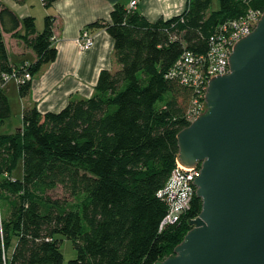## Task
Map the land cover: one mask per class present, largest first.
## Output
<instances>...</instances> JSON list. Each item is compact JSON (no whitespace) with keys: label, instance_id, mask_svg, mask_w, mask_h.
<instances>
[{"label":"trees","instance_id":"1","mask_svg":"<svg viewBox=\"0 0 264 264\" xmlns=\"http://www.w3.org/2000/svg\"><path fill=\"white\" fill-rule=\"evenodd\" d=\"M212 1L188 0L182 13L157 21L117 3L111 22L90 26L106 27L119 68L102 70L92 96L73 98L58 112L29 105L18 131L0 132V264H64L58 234L78 250L67 264H155L174 252L202 200L195 195L181 219L161 229L168 203L158 193L176 166L177 135L190 124L192 98L189 87L166 75L184 51L207 54L222 24L264 10V0H219L216 10ZM54 21L47 15L38 31L34 16L0 10V124L12 112L2 73L17 69L35 77L55 61ZM5 30L31 46L36 61L15 68ZM19 88L28 96L32 80ZM59 185L77 201L54 200L49 191Z\"/></svg>","mask_w":264,"mask_h":264},{"label":"water","instance_id":"2","mask_svg":"<svg viewBox=\"0 0 264 264\" xmlns=\"http://www.w3.org/2000/svg\"><path fill=\"white\" fill-rule=\"evenodd\" d=\"M211 78L204 111L177 135V161L201 164L202 210L155 264H264V13Z\"/></svg>","mask_w":264,"mask_h":264},{"label":"crops","instance_id":"3","mask_svg":"<svg viewBox=\"0 0 264 264\" xmlns=\"http://www.w3.org/2000/svg\"><path fill=\"white\" fill-rule=\"evenodd\" d=\"M131 2L132 0H57L47 7L43 0H27L24 3L0 0V10L8 7L20 18L34 16L38 31L43 30L47 15L54 16V44L58 49L57 59L45 65L33 77L28 96H21L16 79L11 78L5 82L3 86L10 100L11 115L15 111V104L17 107L21 106L23 117L24 109L32 104H37L42 113L58 112L73 98L92 96L102 70L114 71L119 68V64L115 59L114 39L106 27L90 24L96 21L111 22V12L115 5L122 3L127 8H132ZM187 3L188 0H138L134 8L149 20L157 21L182 13ZM84 28H88L95 36V44L87 50H83L78 42ZM24 31V27L20 26L16 32L22 34ZM3 35L15 68L36 61V52L23 39L7 30ZM7 119L0 124V132L14 133L1 130Z\"/></svg>","mask_w":264,"mask_h":264},{"label":"built area","instance_id":"4","mask_svg":"<svg viewBox=\"0 0 264 264\" xmlns=\"http://www.w3.org/2000/svg\"><path fill=\"white\" fill-rule=\"evenodd\" d=\"M137 3L138 0H132L131 7H135ZM263 13L262 9H250L239 18L222 24L211 36V47L207 54H196L186 50L167 73L168 78L177 80L193 91L192 106L187 112V120L190 123L204 111L209 81L214 76L230 72L229 57L234 45L254 30ZM78 42L83 50L90 49L95 44V36L88 28H84ZM2 77L5 82L14 78L19 84L33 79L30 72L20 73L17 69L3 72ZM200 170V163L186 166L179 161L176 162L169 181L158 193L168 203V211L161 222V229L179 221L190 209L197 190L195 179Z\"/></svg>","mask_w":264,"mask_h":264},{"label":"rangeland","instance_id":"5","mask_svg":"<svg viewBox=\"0 0 264 264\" xmlns=\"http://www.w3.org/2000/svg\"><path fill=\"white\" fill-rule=\"evenodd\" d=\"M220 7L219 0H213L211 9L216 10ZM134 8V7H133ZM168 78V77H167ZM13 97V96H12ZM193 91H192V98L189 100V107L192 106V99H193ZM14 99V98H13ZM15 101V100H14ZM16 103V102H15ZM188 102H185L187 104ZM20 107V108H19ZM17 107L15 104V111L13 114L7 119L6 125H4L1 130L7 132H16L18 129L23 125V117L21 116V106ZM15 177L22 178L23 177V163L22 161L19 163L18 168L15 171ZM49 195L54 200H63L68 203H74L77 199L72 196L67 190L63 188V186L59 185L57 188L50 190ZM9 212V208L5 199L2 200V214L4 217L7 216ZM58 238L61 239V250L64 255V264H67L69 260L76 258L78 256V250L74 245L73 241L64 235L58 234ZM11 253V249L9 250L8 254Z\"/></svg>","mask_w":264,"mask_h":264}]
</instances>
